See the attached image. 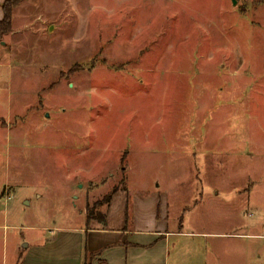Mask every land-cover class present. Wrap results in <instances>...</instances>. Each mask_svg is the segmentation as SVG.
<instances>
[{
    "label": "rangeland",
    "instance_id": "obj_1",
    "mask_svg": "<svg viewBox=\"0 0 264 264\" xmlns=\"http://www.w3.org/2000/svg\"><path fill=\"white\" fill-rule=\"evenodd\" d=\"M0 64L1 257L128 189L170 193L184 264H264V0H24Z\"/></svg>",
    "mask_w": 264,
    "mask_h": 264
},
{
    "label": "crops",
    "instance_id": "obj_2",
    "mask_svg": "<svg viewBox=\"0 0 264 264\" xmlns=\"http://www.w3.org/2000/svg\"><path fill=\"white\" fill-rule=\"evenodd\" d=\"M5 1L0 0V4ZM3 18L0 6V21ZM12 70L10 65L0 64V117H10L15 110L13 101L17 95ZM3 133L7 141L11 139L12 130L0 129ZM2 171L0 163V174ZM3 175L11 180L7 172ZM138 196L128 189L113 192L106 214L93 220V224L84 214L81 224L54 228L57 231L52 235L46 231L49 228H38L42 232L30 238L22 253L18 254L15 247L17 255H0V264H83L87 253L95 255L92 264H184L179 258L182 239L175 244L173 238L187 237L191 232L184 230L185 219L180 227L176 225L170 193L149 200ZM1 211L0 207V214ZM3 216L6 219L7 213Z\"/></svg>",
    "mask_w": 264,
    "mask_h": 264
},
{
    "label": "trees",
    "instance_id": "obj_3",
    "mask_svg": "<svg viewBox=\"0 0 264 264\" xmlns=\"http://www.w3.org/2000/svg\"><path fill=\"white\" fill-rule=\"evenodd\" d=\"M24 0H6L1 6L4 11V18L0 21V38L6 35L12 30L14 21V11ZM111 195L108 196L107 201L111 199ZM95 255L87 253L83 264H92Z\"/></svg>",
    "mask_w": 264,
    "mask_h": 264
},
{
    "label": "built area",
    "instance_id": "obj_4",
    "mask_svg": "<svg viewBox=\"0 0 264 264\" xmlns=\"http://www.w3.org/2000/svg\"><path fill=\"white\" fill-rule=\"evenodd\" d=\"M6 195L9 199L13 198V195L9 192V190L6 191Z\"/></svg>",
    "mask_w": 264,
    "mask_h": 264
},
{
    "label": "water",
    "instance_id": "obj_5",
    "mask_svg": "<svg viewBox=\"0 0 264 264\" xmlns=\"http://www.w3.org/2000/svg\"><path fill=\"white\" fill-rule=\"evenodd\" d=\"M234 4H236V0H233ZM25 247H27V245H25Z\"/></svg>",
    "mask_w": 264,
    "mask_h": 264
}]
</instances>
